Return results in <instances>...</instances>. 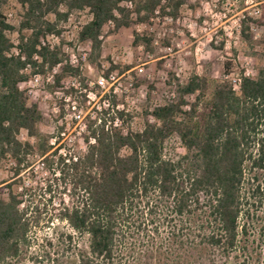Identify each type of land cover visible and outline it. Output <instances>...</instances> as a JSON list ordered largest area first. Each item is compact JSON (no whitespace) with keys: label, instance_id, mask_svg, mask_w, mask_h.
<instances>
[{"label":"trees","instance_id":"1","mask_svg":"<svg viewBox=\"0 0 264 264\" xmlns=\"http://www.w3.org/2000/svg\"><path fill=\"white\" fill-rule=\"evenodd\" d=\"M10 1L0 0V167L8 165L11 173L4 181L6 195L0 196V264L23 262L32 228L39 223L41 214L29 199L31 187L23 183L37 161L50 174L48 191L57 185L70 199L66 204L60 196L56 218L86 236L87 248L79 249L72 261L44 250L29 256L31 264H123L122 255L135 236L146 226L157 230L161 216L182 221L175 240L183 247L198 237L200 245L223 253L234 249L247 230L240 223L246 212L244 185L252 196L264 193V53H254L260 61L254 75L240 72L238 89L230 79L210 75L176 79L175 97L145 108L144 115L154 121L146 119L141 129L125 125L122 111H116L120 125L114 117L89 119L84 150L66 162L52 150L51 135L40 129L38 102H29L20 88L29 74L44 72L62 59L59 47L43 46L41 38L59 33V23L73 12L86 11L90 19L78 38L88 41L94 62L105 25L111 22L117 31L133 21L147 22L156 10L175 16L184 0H14L19 6L15 24L7 17ZM248 21L250 17L242 20L241 34L251 40ZM133 44L150 49V38L135 33ZM76 72L62 66L55 83ZM22 130L33 141L21 140ZM172 136L184 152L167 157L164 144ZM195 226L197 233L191 235ZM184 231L185 239L180 238ZM65 239L70 244L72 235ZM154 253L144 251L141 264H155Z\"/></svg>","mask_w":264,"mask_h":264},{"label":"rangeland","instance_id":"2","mask_svg":"<svg viewBox=\"0 0 264 264\" xmlns=\"http://www.w3.org/2000/svg\"><path fill=\"white\" fill-rule=\"evenodd\" d=\"M9 6L7 17L15 24L19 6L14 0L10 1ZM167 15L173 19L170 20ZM247 17H250L247 33L252 36L251 40L243 38L241 34L242 20ZM89 19L90 15L86 11L73 12L66 21L59 23V33L53 32L41 38L49 41L52 48L60 49L62 59L57 74L65 65L74 67L77 72L62 78L60 84L55 83V76L52 83H46L45 77L52 66H45V71L38 73L41 78L33 87V95H27L29 102L36 101L40 106L43 116L41 131L53 136L60 127L66 128L65 137L69 141H65L79 148L83 147L81 135L77 134L79 128L68 127L75 122L70 119L63 98L68 95L74 97L78 108L85 115L84 121H89L86 114L92 110L88 109L90 105L86 102L83 88L100 94L102 89L96 86L99 75L107 71L117 75L125 73L118 81L116 93L110 90L105 93L113 107L119 105L120 111L124 113L125 125L141 129L146 119L154 121L151 116L144 115L145 108L151 109L175 97L176 79L183 81L195 73L218 79L228 78L233 83L241 71L254 75L255 67L260 62L254 53H264V42H259L264 38V0H184L175 16L160 12L159 16L155 18L152 15L147 22L133 21L128 27L117 31H114L113 24H107L102 29L100 55L94 62L90 60L88 41L78 38L80 27ZM135 33L150 38V49L143 44H133ZM11 38L14 43L18 42L16 33H12ZM83 53H86L85 58L82 57ZM73 57L78 59L77 66L70 64V58ZM30 68L27 66L26 70L31 71ZM32 75L29 74L28 78ZM74 79L80 83V88L72 87ZM101 100L98 99L96 105L101 104ZM115 110L102 109L96 114L110 119L115 116ZM19 138L33 141L24 130L20 132ZM164 146L167 157H176L184 152L175 136L170 137ZM10 175L8 165L0 167V181L3 182L0 196L6 195L7 182L4 181H8ZM25 175L23 183L31 187L29 199L32 205L38 207L41 217L32 228L31 245L23 262L17 264H31L29 256L41 254L44 250L54 254L63 253L62 261L76 259L78 250L87 248L86 236L74 233L65 221L55 216L62 206L59 203L60 196L66 204H70L67 192L61 195V188L57 185H52L51 191H48L46 185L51 177L40 161L35 162ZM247 176H250L249 173ZM21 189L17 188L18 191ZM242 194L246 212L240 218V223L245 224L247 230L246 234H239L238 243L229 253L200 245L198 237L190 246H185L188 243L181 246L179 240L175 239L178 237L176 229L182 221L175 218L171 222L161 216L156 218V221L159 220L156 222L157 232L154 225L146 226V230L135 236L132 247L127 248L122 255L123 264H141L147 249H155V264H264V193L252 196L249 185L245 184ZM197 228L195 226L190 231L191 235H196ZM185 231L180 238L185 239ZM67 234L72 235L70 244L65 239ZM68 246L70 249L64 250Z\"/></svg>","mask_w":264,"mask_h":264},{"label":"built area","instance_id":"3","mask_svg":"<svg viewBox=\"0 0 264 264\" xmlns=\"http://www.w3.org/2000/svg\"><path fill=\"white\" fill-rule=\"evenodd\" d=\"M127 6L131 7V3H127ZM155 18L157 16H159V11L156 10L155 13ZM166 17H168L170 20L173 19L172 16L167 15ZM108 24H112L111 22ZM41 45L45 46L48 45L50 48H52L53 45L50 44L49 41H46L44 39L41 40ZM86 53L82 54V57L85 58ZM70 64L73 66H77L78 65V59L77 58H70ZM59 66H60V62L55 64L54 66L51 67L50 69V73L48 76L45 77L46 83L53 82V78L54 76L57 74L58 70H59ZM128 72V71H125ZM125 73H121L120 75H117V73L111 71V72H107L104 73L102 75H99L97 80H96V86L99 87L101 90L100 94H97L95 91H92L91 89H89L88 91H86V88H83V92L85 93V98H86V102L88 104V109L92 110V111H88V113L86 114L87 119H95L97 116V112H100L102 109H108V110H115V116H114V124L115 125H120V121L118 120V115L116 113V111H120V107L119 105H115L114 107L111 105L110 103V99L109 97L106 96L107 93L110 90V92L112 93H116L117 90V86L119 85V79L124 75ZM246 75H250L248 72L245 73ZM41 78V76L38 73H34L32 75V77H30L26 82H23L20 84V88L24 90L25 95H29L32 94L33 95V87L37 85L38 80ZM233 86L234 89H238V84H239V77L237 79L233 80ZM72 87L74 88H80V83L78 81H76L75 79L72 81L71 83ZM26 86V87H25ZM81 90V89H78ZM102 99L101 100V104L96 105L95 99ZM66 102L65 106H66V110L69 112L70 115V119L72 121L75 122L74 125H70L72 126L73 129L77 128L78 126V130H77V134L81 135V141L83 143V147L79 148V147H74L69 145L65 140L69 141V139L67 137H65V135L67 134L66 132V128H62L60 127L57 131L56 134L51 136L49 139V143L50 145H52V150L57 149L58 150V155H62L65 156L66 162L70 161V158H72L73 160H76L78 154L84 150L85 148V144L83 142V134L86 132V127H87V123L88 121H84V114L82 113L81 109L78 108L79 105L77 103V100L74 97H71L70 95L66 96L63 98Z\"/></svg>","mask_w":264,"mask_h":264}]
</instances>
